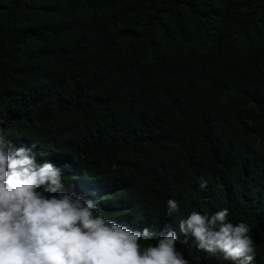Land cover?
<instances>
[{
	"label": "trees",
	"instance_id": "1",
	"mask_svg": "<svg viewBox=\"0 0 264 264\" xmlns=\"http://www.w3.org/2000/svg\"><path fill=\"white\" fill-rule=\"evenodd\" d=\"M263 109L264 0H0V127L119 223L227 207L264 264Z\"/></svg>",
	"mask_w": 264,
	"mask_h": 264
},
{
	"label": "clouds",
	"instance_id": "2",
	"mask_svg": "<svg viewBox=\"0 0 264 264\" xmlns=\"http://www.w3.org/2000/svg\"><path fill=\"white\" fill-rule=\"evenodd\" d=\"M10 129L0 127V264H191L177 248L181 234L185 242L194 239L198 250L254 264L252 229L244 220L232 222L227 207L181 215L180 202L170 197L165 216L180 217L178 230L169 225L157 235L143 227L144 219L137 228L119 223L98 211L96 198L78 194L73 184L69 190L62 167L38 162L37 141L17 145ZM256 154H264V141ZM63 161L78 174L71 157ZM208 183L199 177L201 189Z\"/></svg>",
	"mask_w": 264,
	"mask_h": 264
}]
</instances>
